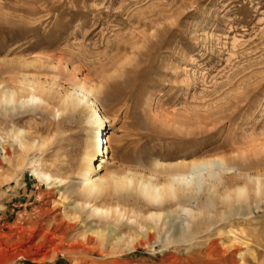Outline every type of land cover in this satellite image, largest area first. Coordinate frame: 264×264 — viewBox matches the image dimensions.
Masks as SVG:
<instances>
[{
  "label": "rangeland",
  "instance_id": "rangeland-1",
  "mask_svg": "<svg viewBox=\"0 0 264 264\" xmlns=\"http://www.w3.org/2000/svg\"><path fill=\"white\" fill-rule=\"evenodd\" d=\"M29 77L54 92L43 106L0 108V264H264V190L255 193L248 181L264 173V0H0V82ZM74 81L99 87L111 120L102 175L163 182L189 169L175 164L214 158L233 169L215 190L180 198L193 217L176 201L151 202L131 183L111 185L96 202L107 212H77L89 216L66 239L81 243L74 252L38 263L33 241L15 228L35 221L59 192L70 196L68 208L81 202L71 193L89 126L83 105L66 108L63 90ZM17 129L35 147H19L11 137ZM38 167L64 184L49 188L34 176ZM148 211L170 224L145 233L140 216ZM86 226L107 230V241L88 244Z\"/></svg>",
  "mask_w": 264,
  "mask_h": 264
},
{
  "label": "bare ground",
  "instance_id": "bare-ground-1",
  "mask_svg": "<svg viewBox=\"0 0 264 264\" xmlns=\"http://www.w3.org/2000/svg\"><path fill=\"white\" fill-rule=\"evenodd\" d=\"M9 82H12V83L9 84ZM52 92H54L52 87L44 85L41 82V80H39L37 78H34V77L20 78V79L12 78L8 82H5V83L0 82V108H5L7 110H18V109H23V108L26 109V107H30V106H34V107L37 105L43 106L47 103L45 96L50 95ZM63 92H64V100L66 103V108L67 107L68 108L69 107L70 108L71 107H77V106L83 105L87 109V114H88L86 122L89 126V142H88L87 150L84 153L82 162L78 167V175H79L78 185H76L75 190L71 193V195H72L71 197L76 196V198L80 199L81 202L79 203V202L74 201L71 204L72 207L68 208V204H66V202H68V200L70 199V196L68 194L66 195L62 192H59L60 191L59 190L58 191L60 194L59 200L57 199V200L53 201L54 204L52 207L49 206L47 208H44L42 210L41 215L35 221H31V222L27 221L26 222L27 224H22V226L19 225L17 228H15L17 237L20 238L21 236H25V237L27 236V238L30 240V242L33 241L31 248L36 249L35 254L42 256L41 258H34L35 261H38V263L39 262H46L47 259H53L58 252H61L64 249H68V251L72 252L79 244H81L79 242H74V241H73L74 243H72V244L66 243V239L68 238L70 233L72 234V231H75L74 229L77 226L79 227V225H77V221L84 223L85 221H87V218L89 216V214H88L87 218L84 219L85 217L82 218V216H81L82 214L77 215V212L78 211H81V212L84 211L85 213H88V210H87L88 206L92 207L91 211L93 213H100V215H101V213L107 212V209H103L100 207V205L99 206L96 205V202H98V200L106 197L108 188L111 185H119L121 183H131V184L135 185V187L139 189V192L142 195H144V197L148 198L151 202L161 204L164 202L165 203H169V202L171 203V202L176 201L177 205L182 207V209L190 217H193L195 211L189 207L184 206V204L181 203L180 198L185 197V196H190L192 194H197L204 188V186H207V185H209L210 189L215 190L216 185H217L216 183L218 181H220L222 174L225 172H229L233 169V167L230 166L224 158H214V159H207V160H202V161H193L191 163L175 164L173 167H185V168L189 167V169L187 172L174 171V172L170 173L169 176L167 178H165V180L163 182L159 181V180H155L152 177H145V176L136 177L133 174L132 175L131 174L121 175L119 173H112L111 176H109V177L104 176L101 174V171L105 168L106 164L108 163V161L110 159V144H111V142H110L109 137L111 135V132L109 131V127H108L109 124L108 123H110L111 120L106 115L103 106L99 103V101L97 99L99 87H97L95 85H86L83 82H75L74 85H72V87L70 89H66V90L64 89ZM23 135H25V131L23 129H17V130L12 131L11 137H13L15 139V141L18 142L19 147H22L25 150H28L29 148H31L33 146L35 147V143H28ZM103 136H104V138H103ZM3 148H4L5 156H6L5 158H7V161L11 162L12 156H11L10 152L8 151V149L5 146ZM23 154H21V155L19 154V156L16 158L17 161H15V162H16L17 166L19 164H21V162L23 161V159H24ZM13 161H14V159H13ZM3 165L4 164L0 162L1 170L4 168ZM2 174H5V173H2ZM33 174L36 178H40V180L46 182L49 188H54L58 184H60V186L64 184V178L63 177L53 176L51 173L44 171L42 167H40V168L38 167L36 169H33ZM6 176L8 177V175H6ZM248 181L250 183L254 184L255 193L264 190V173L249 174ZM247 191H248V186H246V185L242 186V187H238L236 189V195L238 197L241 195L243 196V194H245V193L247 194ZM260 194H261V192H260ZM59 205H61L62 207ZM176 211H178V210H176ZM148 212H150V211H148ZM173 212H175V211H173ZM116 213H118V212H116ZM133 213H134V211H133ZM139 213H141V212H139ZM139 213H137V215H140ZM134 214H136V213H134ZM92 216H93V214H92ZM122 216H123V214H122ZM140 217L142 218V219H140V221L144 219L143 228L145 227L144 228L145 233H147V234H150L151 232H154L155 230L157 231L160 228L163 229L165 227V225L170 224L167 220H165V222H164L162 220L163 214L160 212L158 213L156 211H151L148 215L141 213ZM120 218H122V217H120ZM127 218H129V217H126L125 220ZM96 219L97 218H95V220ZM104 219H105V217H103V220ZM91 220L92 219H90V221ZM106 220H107V218H106ZM125 220H124V222H125ZM137 220H139V219H137ZM135 221H136V219H135ZM102 222H107V221H102ZM113 222H115V221H113ZM138 222H136V223H138ZM141 223H142V221H141ZM141 223H138V224H140V226H141ZM84 224L86 225V223H84ZM88 224H87V226H88ZM96 224L99 225V223H96ZM132 224H134V221L132 222ZM119 225H120V223H119ZM124 225H126V224H124ZM190 225L191 224L187 225L188 229L186 230L188 233H190L189 235L192 234V231L191 232L189 231ZM89 226H91V225H89ZM137 227L138 226H136V228ZM81 228H83L82 224H81ZM87 228L90 231V233L92 234V236L86 235L85 233L83 234L84 236L83 235H80V236H83L85 238V241H87L88 244H89V242L92 243V241L105 240L109 237L107 230H105L106 232H104V231H98L99 229L98 230L97 229L91 230V227H87ZM92 228H93V225H92ZM126 228H127V226L125 227V229ZM109 229H111L110 231H112V228H109ZM114 231H115V229H114ZM131 231H133V230L131 229ZM166 231H167V229H166ZM230 233L233 235V234H235V231L230 230ZM93 235H95V237H93ZM123 236H121L120 234H117L116 236H114V239L116 241H120L123 239L122 238ZM186 236H187V234H186ZM175 237H177V236H175ZM80 238L81 239H79V240H81V242H82V237H80ZM124 238H126V237H124ZM169 239H170V237H169ZM179 239H180V237H179ZM105 241H107V240H105ZM126 241H129V240H126ZM131 241H132V239H131ZM100 242L101 241H99V243ZM120 242H124V239H123V241H120ZM104 244H102L101 246L104 247L106 245V244L105 245ZM21 245H23V244H21ZM84 245H85V243H84Z\"/></svg>",
  "mask_w": 264,
  "mask_h": 264
}]
</instances>
